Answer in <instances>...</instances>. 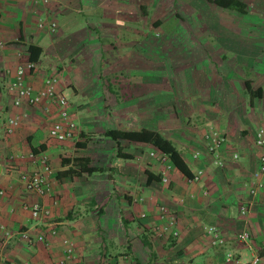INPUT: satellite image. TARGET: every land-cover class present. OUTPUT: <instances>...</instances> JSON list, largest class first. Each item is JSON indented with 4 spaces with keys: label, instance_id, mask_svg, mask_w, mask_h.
Here are the masks:
<instances>
[{
    "label": "crops",
    "instance_id": "1",
    "mask_svg": "<svg viewBox=\"0 0 264 264\" xmlns=\"http://www.w3.org/2000/svg\"><path fill=\"white\" fill-rule=\"evenodd\" d=\"M140 1L0 0V264H59L64 239L74 244L77 264H232L225 260L229 253L264 264L258 256L264 191L256 188L264 148L254 142L264 124V0H239L243 12L185 0L191 15L199 11L198 25L192 21L190 27L201 31L183 39L189 46L167 73L144 57L146 6ZM161 25L152 21L154 28ZM29 46L41 54L25 84L38 91L54 76L57 93L70 92L73 140L49 138L57 111L52 103L13 104L7 87L28 62ZM161 92L169 93L163 101ZM8 119L17 122L10 134ZM124 128L164 133L192 175L201 171L199 180L161 162L149 145L120 141L129 159L118 157L116 143L102 135ZM209 128L226 137L218 158L206 151ZM84 139L87 147L76 148ZM40 157L50 167L45 178L51 192L44 197L26 191L16 172L41 171ZM78 157L105 172L57 178L70 168L63 159ZM146 172L158 179L147 184ZM36 203L47 215L35 220L30 209ZM161 207L175 219L171 228ZM209 229L223 244H211ZM242 233L247 241L237 240Z\"/></svg>",
    "mask_w": 264,
    "mask_h": 264
},
{
    "label": "built area",
    "instance_id": "2",
    "mask_svg": "<svg viewBox=\"0 0 264 264\" xmlns=\"http://www.w3.org/2000/svg\"><path fill=\"white\" fill-rule=\"evenodd\" d=\"M40 2L43 5L49 3V0H35ZM43 24L39 23V28H43ZM50 30H55V24H50ZM35 68L33 63L26 62L24 65H21L17 68L14 80L8 85L7 91L13 97V104L15 107H20L23 104L27 106H36L43 101L52 103L56 107L55 118L50 126L48 136L50 139L64 142L73 140L77 135V124L71 118V106L70 102L67 98L56 91L57 78L54 76H48L43 81V86L40 90L34 91L30 86L25 84V73L26 71H33ZM17 126V122L13 119H8L6 133L10 134ZM203 141L206 146V151L210 155H215L218 158V152L220 148L226 141V137L223 133L218 131L215 128H209L204 136ZM255 145L259 148H264V124L257 130L255 139ZM158 152V151H157ZM159 153L160 161L163 163L169 162V159L166 155ZM153 155V154H152ZM234 159H237V155H233ZM39 164L41 167V171L38 172H26L16 170L14 166H10L12 170H16L18 173V178L21 183L24 185V189L28 192L35 193L39 197H44L49 195L51 189L49 184L45 178L46 174L50 173V167L48 164V160L46 157H40ZM216 165H220V162L215 161ZM201 171H198L195 175H193V179L189 180L191 182L198 181L201 176ZM257 189L264 191V154L259 158L258 164V172L257 176ZM165 182V180H163ZM256 191H251L254 193ZM0 194H2L0 192ZM161 215H167L166 210L161 207L160 208ZM242 213L246 212V208L241 209ZM32 219H39L42 215H47V211H45L40 204L36 203L31 206L30 209ZM169 216L167 218L168 227L171 228L174 225L175 219L174 217ZM56 232L53 231L52 234ZM209 234L211 235V244L213 246L223 244V240L217 234L215 229H209ZM176 235V233H174ZM24 238H27L26 235H23ZM38 242H42L44 237L38 236L36 238ZM237 240L239 241H247L248 234L242 233L237 236ZM63 246L65 247V257L59 262V264H77L74 254V244L64 239L62 241ZM226 262H232V264H259V259L254 257L250 262H242L238 259H234L232 254L226 255Z\"/></svg>",
    "mask_w": 264,
    "mask_h": 264
},
{
    "label": "rangeland",
    "instance_id": "3",
    "mask_svg": "<svg viewBox=\"0 0 264 264\" xmlns=\"http://www.w3.org/2000/svg\"><path fill=\"white\" fill-rule=\"evenodd\" d=\"M79 1L81 4L88 2V0ZM92 1L94 0H91V2ZM184 1L185 0H176V2L175 0L140 1L146 6L142 21L145 37V42L143 44L144 57L150 60H157L162 66L160 70L165 71V73L170 70L169 66L173 63V58L176 60L175 66H179L181 60L180 56L184 53L185 48L187 49V46H189L187 44L185 45L183 39L191 35L197 37L201 31L194 29V27H190L192 21L198 25L196 14H198L199 11L197 13L194 11L191 15L190 6L187 7ZM185 12H188L186 16ZM156 19H159L162 23L158 28L152 26V21ZM95 24H99L98 21ZM146 39H149L147 40L148 42ZM168 94L169 93H159L160 101H163ZM64 96L68 100L72 97L68 91L65 92ZM175 101L178 106L183 105L184 102L182 97H177ZM88 153L91 154V148Z\"/></svg>",
    "mask_w": 264,
    "mask_h": 264
},
{
    "label": "trees",
    "instance_id": "4",
    "mask_svg": "<svg viewBox=\"0 0 264 264\" xmlns=\"http://www.w3.org/2000/svg\"><path fill=\"white\" fill-rule=\"evenodd\" d=\"M210 3H213L217 6L223 8H229L232 10H236L238 12H243L246 8L245 4L240 2L239 0H207ZM27 51L29 52L28 62L35 63L37 62L41 49L34 46H29ZM104 138L109 139L116 143L117 145V156L124 159H129V155H124L121 153L120 141H125L128 143H139L144 145H149L156 149L158 152L166 155L169 159L170 164L187 180L193 179V175L187 166V164L183 161L181 154L177 145L169 138H167L164 133L151 131L148 129H108L104 131ZM89 139H84L81 142H77L75 144L76 148L85 149ZM43 146L39 147V150H43ZM34 154L37 153L36 149H31ZM63 166L70 165V168L58 173L57 178L68 176V177H79L82 174L93 175L95 173H104L105 168L103 167H93L91 166V160L89 158H73V159H63ZM147 184L150 182V179L157 177H152L150 173H147ZM143 238V237H142ZM144 246L151 248L150 243H148L147 237L143 238ZM172 242L169 243V245ZM152 256V254H151ZM258 256L264 257V247L258 249Z\"/></svg>",
    "mask_w": 264,
    "mask_h": 264
}]
</instances>
